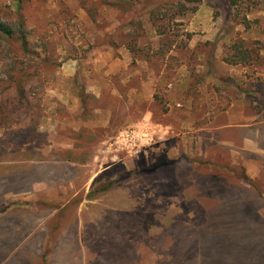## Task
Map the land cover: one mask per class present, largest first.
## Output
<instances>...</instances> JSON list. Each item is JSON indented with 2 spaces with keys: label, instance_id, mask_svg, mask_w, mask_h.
<instances>
[{
  "label": "rangeland",
  "instance_id": "374dc122",
  "mask_svg": "<svg viewBox=\"0 0 264 264\" xmlns=\"http://www.w3.org/2000/svg\"><path fill=\"white\" fill-rule=\"evenodd\" d=\"M23 1L0 0V23L15 29L9 42L0 37V185L15 191L31 162H61L67 195L84 204L73 264H264V198L247 191L264 190V173L245 181L244 159L255 155L240 151L233 129L195 133L192 88L171 101L175 86L192 87L208 64L222 82L217 117L244 104L264 120V2L202 0L154 22L159 0H141L136 26L115 36L121 12L105 0ZM132 30L140 36L136 54L126 47ZM107 36L115 37L105 43ZM235 43H244L246 61L234 56ZM20 75L29 79L31 103L21 108L17 88L6 86ZM145 120L169 134L138 156L113 160L118 133ZM230 138L231 147L223 143Z\"/></svg>",
  "mask_w": 264,
  "mask_h": 264
},
{
  "label": "crops",
  "instance_id": "0c3cea01",
  "mask_svg": "<svg viewBox=\"0 0 264 264\" xmlns=\"http://www.w3.org/2000/svg\"><path fill=\"white\" fill-rule=\"evenodd\" d=\"M208 66H201L205 72H202L203 75H200L201 78L192 87L190 82L183 83V80L181 84H177L171 101L174 105L179 104L177 102H182L192 88L194 96L191 100L196 104L190 112L198 117V121L193 123L195 133L199 135L223 130L227 134L229 129L237 132L239 136H233L239 137L240 151L255 155L244 159L246 177L255 182L264 173V159L260 158L264 156V148L260 145V137H264V120L260 119L262 114L249 106L244 108L243 104L234 106L217 117L216 103L219 102V95L215 88L222 82L209 72ZM226 92L223 94L226 95ZM243 92L240 98L246 100L249 93ZM253 92L254 95L259 94L258 90ZM192 102L189 101V104ZM235 140L230 138L223 140V143L231 147ZM31 164V171L17 175L15 191L10 190L13 183L0 185V264H73V256H76L73 247L75 252L79 250V256L82 250L84 223L81 208L84 204L80 199L75 200L67 195L66 182L69 179L57 173L62 169L59 168L61 162L41 160ZM247 191L250 196L264 198V190ZM7 194L14 197L10 201L11 205H6V198H10L5 197ZM72 207H75L74 218H71ZM75 259L76 263H81V259Z\"/></svg>",
  "mask_w": 264,
  "mask_h": 264
},
{
  "label": "trees",
  "instance_id": "16d2710c",
  "mask_svg": "<svg viewBox=\"0 0 264 264\" xmlns=\"http://www.w3.org/2000/svg\"><path fill=\"white\" fill-rule=\"evenodd\" d=\"M242 1H254V0H227V2L229 3L230 6H237L240 2ZM257 1H263L264 0H257ZM16 2L19 4V6L21 7V5L23 4V0H16ZM104 3H106L107 5H110L112 7H116L120 10L121 12V22H122V27L120 26V28L117 29V33L115 36H117V34H119V31L124 29L125 27L131 25V26H136V23H134V19L138 18L140 15L144 14V8H143V1L141 0H105L103 1ZM202 0H181L178 1V4H173L169 1H164V0H159L156 3V8L150 12L151 16H152V20L154 22H159V20L163 19L166 15H168L169 13H171L170 18L171 20L175 19L176 17L182 15L185 11H187V3H201ZM19 7V8H20ZM163 11V12H162ZM11 23H8L6 25H2L0 23V37L4 40H6V42H9V39H13L14 38V34H15V29H13L14 27H12V25H10ZM23 28V23L21 22V24L19 25V29ZM160 34H164L165 31L164 30H159ZM115 36H107L106 38V42H108V40H110V38H114ZM130 38V42L128 43V45L126 46L127 49L133 53L136 54L137 53V49H139V33L135 30H132L129 33ZM5 42V41H4ZM9 44V43H8ZM113 44L114 47H119V44H115V43H111ZM244 43H235L232 47V51L234 56L241 60V61H246L247 57H248V52L244 49ZM125 46V44H123ZM150 48L145 49V53H147L146 51H149ZM225 62L227 63H231V64H237L238 62L236 61H231L228 57L225 58ZM26 77V78H24ZM28 78L26 75H20L17 77H12L10 78V81L7 83L6 86H8L7 88H9L12 84H14V86L17 88V96H18V100H19V105L20 108L24 107L26 105H31V103L28 101V99L26 98V85L28 82ZM83 94H81L82 96ZM3 103V102H2ZM3 104H1L0 106V110H2L4 107L2 106ZM2 115V114H0ZM245 181L247 182L248 179H245Z\"/></svg>",
  "mask_w": 264,
  "mask_h": 264
},
{
  "label": "built area",
  "instance_id": "2783aa9c",
  "mask_svg": "<svg viewBox=\"0 0 264 264\" xmlns=\"http://www.w3.org/2000/svg\"><path fill=\"white\" fill-rule=\"evenodd\" d=\"M169 132L166 127L145 120L121 130L110 144L109 153L114 154L113 160H118L120 153L128 157L138 156L164 140Z\"/></svg>",
  "mask_w": 264,
  "mask_h": 264
}]
</instances>
